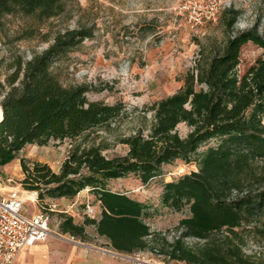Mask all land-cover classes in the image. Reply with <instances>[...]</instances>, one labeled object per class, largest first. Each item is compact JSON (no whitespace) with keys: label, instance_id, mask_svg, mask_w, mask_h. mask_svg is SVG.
<instances>
[{"label":"trees","instance_id":"1","mask_svg":"<svg viewBox=\"0 0 264 264\" xmlns=\"http://www.w3.org/2000/svg\"><path fill=\"white\" fill-rule=\"evenodd\" d=\"M67 4L0 0V30L4 33L9 15L44 22L64 13ZM229 12L223 17V50L203 55L179 90L146 108L153 112L152 122L120 139L128 146L124 155L110 157L104 153L107 144L90 142L93 130L128 116L124 104L90 100L91 86H65L53 71L71 48L93 37L91 29L57 32L42 53L28 61L17 57L5 79L0 59V169L28 144L70 139L59 172L46 162L19 158L21 184L38 193L39 202L73 198L87 188L101 202L100 216H87L84 223L61 214L62 233L88 241L87 226L93 225L121 253L151 250L184 264H264L245 253L249 237L264 238V24L258 19L238 29L242 11L232 7ZM34 33L28 29L17 40ZM249 42L263 53L242 71V51ZM181 124L188 127L187 135L180 133ZM176 159L195 162L198 170L165 182L161 202L174 211L189 206L191 214L174 229L153 230L146 220L152 216L150 206L112 190L109 181L134 174L146 184Z\"/></svg>","mask_w":264,"mask_h":264},{"label":"rangeland","instance_id":"2","mask_svg":"<svg viewBox=\"0 0 264 264\" xmlns=\"http://www.w3.org/2000/svg\"><path fill=\"white\" fill-rule=\"evenodd\" d=\"M232 7L242 11L236 28H250L258 19L264 24V0H68L64 13L44 22L22 14L9 15L5 19L4 33L0 30L1 77L5 79L12 72L17 57L28 61L47 49L57 32L91 29L93 37L71 48L55 62L53 71L65 86H91L90 100L124 104L128 116L98 127L90 134L91 143L108 145L104 151L106 155H124L128 146L120 139L152 122L153 112L146 108L179 90L187 72L203 55L211 56L223 50L227 41L223 17L230 15ZM204 12H214L215 18H206ZM28 29H34V36L17 40ZM262 53L263 49L252 42L246 44L241 70H246ZM179 130L182 135L189 131L185 124H181ZM71 147L70 139L53 140L47 145L28 144L19 158L31 163L46 162L59 172ZM204 149L206 147L201 148ZM197 170L195 162L176 159L164 164L162 175L149 183L130 174L111 179L109 187L149 205L152 216L146 218L147 222L153 230L166 231L174 229L191 211L189 206L183 211H174L162 205L164 183ZM23 177L19 160L1 167L3 191L19 190L22 196L23 191H27L21 184ZM85 191L76 212H66L70 201L76 197L64 203L49 197L43 202L26 201V208L30 212L48 209L52 237L73 239L71 234L60 231L61 214H74L76 223L85 221L89 216L88 207L94 208L96 198L92 191ZM87 230L90 240L86 244L105 250L126 264H177L151 250L133 254L118 252L108 240L97 236L93 225ZM245 253L264 263V238L249 237Z\"/></svg>","mask_w":264,"mask_h":264},{"label":"built area","instance_id":"3","mask_svg":"<svg viewBox=\"0 0 264 264\" xmlns=\"http://www.w3.org/2000/svg\"><path fill=\"white\" fill-rule=\"evenodd\" d=\"M204 16L208 19L215 18L214 12L205 13ZM201 20L202 17L199 22ZM2 118L3 115L0 121ZM9 182L16 183L12 179ZM3 189L5 188L0 181V264H14L23 249L52 237L51 216L44 211L28 212L26 200L18 194L19 190ZM88 215L97 217L91 206L88 207ZM118 255L125 257L123 254Z\"/></svg>","mask_w":264,"mask_h":264},{"label":"crops","instance_id":"4","mask_svg":"<svg viewBox=\"0 0 264 264\" xmlns=\"http://www.w3.org/2000/svg\"><path fill=\"white\" fill-rule=\"evenodd\" d=\"M15 160H19L20 162L19 158ZM9 164L5 166H8ZM86 190L90 189L87 188ZM85 192V190L81 191L77 196H75L77 199H72V201H70L71 204L66 212L70 213V211H77L78 207L76 206L78 201L82 198V196H84L83 194H85ZM51 199H55L60 203L67 202V200H69L68 197ZM94 200V210L97 217H99L102 211L101 202L97 200V197ZM27 211L30 212L28 209ZM71 215L75 217L74 214ZM80 223H84V220ZM94 230L96 232L95 226ZM96 234L98 233L96 232ZM85 242L86 241L83 242L82 240H76L75 238L59 239L51 237L45 242L36 243L23 249L14 264H126L125 262L119 261L114 255L105 252V250L94 246L92 247Z\"/></svg>","mask_w":264,"mask_h":264},{"label":"bare ground","instance_id":"5","mask_svg":"<svg viewBox=\"0 0 264 264\" xmlns=\"http://www.w3.org/2000/svg\"><path fill=\"white\" fill-rule=\"evenodd\" d=\"M3 115V108L0 105V117ZM22 198L26 201L34 202L37 200V193L36 192H30V191H23Z\"/></svg>","mask_w":264,"mask_h":264},{"label":"water","instance_id":"6","mask_svg":"<svg viewBox=\"0 0 264 264\" xmlns=\"http://www.w3.org/2000/svg\"><path fill=\"white\" fill-rule=\"evenodd\" d=\"M39 194L37 193V196H38Z\"/></svg>","mask_w":264,"mask_h":264}]
</instances>
